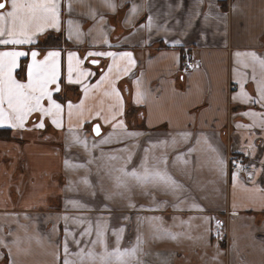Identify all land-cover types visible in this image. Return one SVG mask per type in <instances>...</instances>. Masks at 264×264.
<instances>
[{
  "label": "crops",
  "instance_id": "crops-1",
  "mask_svg": "<svg viewBox=\"0 0 264 264\" xmlns=\"http://www.w3.org/2000/svg\"><path fill=\"white\" fill-rule=\"evenodd\" d=\"M60 3L58 29L46 28L31 45H0L29 52L14 73L21 81L31 51L38 59L59 51L53 98L64 105L59 128L51 117L35 127L36 114L24 128L0 126L13 137L0 138V264H63L65 243L75 261V253L93 249L98 231L108 251L118 237L121 251L139 237L143 264L192 256L200 264H264V107L242 98L259 99L257 82L251 59L235 55L264 58V0ZM47 31L67 44L41 48L37 40ZM185 45L195 62L182 73ZM89 52H131L135 63ZM69 53L93 73L82 83H68ZM255 71L260 80L258 65ZM234 152L248 154L250 171L229 169ZM145 159L150 168H166L178 187L142 185L119 171L142 172ZM93 250L99 260L104 244Z\"/></svg>",
  "mask_w": 264,
  "mask_h": 264
},
{
  "label": "snow or ice",
  "instance_id": "snow-or-ice-1",
  "mask_svg": "<svg viewBox=\"0 0 264 264\" xmlns=\"http://www.w3.org/2000/svg\"><path fill=\"white\" fill-rule=\"evenodd\" d=\"M70 7V5H69ZM60 0H0V45L18 46L31 45L36 42V37L45 31L46 28H57L60 23ZM152 26V18L148 17L149 29ZM178 43V41H177ZM29 52L19 50L0 51V126L9 125L13 128H24L29 117L33 114L37 115V128H44L43 117H51L52 123L57 127H61L64 114V105L58 103L53 98V93L60 91L61 84V63L59 51H49L43 59H38L40 53L31 51V63L26 68V80L21 81L14 75L16 69L20 66L19 59L28 56ZM89 56H110L115 61L117 57L128 58L129 63L134 64L131 52H89ZM237 57H249L252 61L253 75L252 79L257 82V93L259 99H253L246 92H242V98L253 103L261 104L264 107V58L257 56L256 53H236ZM76 54H68V83H82L81 78H87L93 75L81 69L82 61L79 59L73 62ZM92 64H98L97 60H92ZM258 65L261 70V79L257 80L255 66ZM248 65L246 64L245 67ZM108 71H112L110 65ZM105 80V76H101L100 82ZM243 87V85H241ZM88 86L84 85V91L87 92ZM115 91V90H114ZM118 95V93H117ZM137 102L144 99L143 93H137ZM234 99H236L234 97ZM82 103V102H81ZM73 104L68 102V118L71 120L73 115ZM77 108L80 106L77 105ZM248 115L257 116L256 113H246ZM264 124V121H261ZM121 125L122 121L119 122ZM71 131V129H70ZM92 131L99 136L100 125H95ZM130 135H135L130 134ZM181 136L187 138L191 134L184 132ZM108 139L103 140L107 143ZM76 142L84 143L76 138ZM199 143V141H197ZM175 143V140H173ZM214 151V149H213ZM112 157L111 159H115ZM160 163L167 164L166 158H162ZM223 165V161H218ZM142 172H127L119 169L124 177H131L142 185L151 184L153 187L163 188L165 190H175L178 187L177 182L168 174L167 169H160L158 166L147 165V159L141 165ZM119 180V178H118ZM119 186V185H118ZM126 186V184H125ZM264 191V190H261ZM158 230V229H157ZM123 231V229H121ZM87 234V233H86ZM103 236L102 231L97 232L98 239L92 241L93 249L97 243L104 244L105 252L99 256L93 249L85 252L81 249L75 253L77 260L68 259L69 250L67 243L64 246L65 258L63 264H143L142 260L137 258V252L140 250V239L137 237L136 245L131 248H125L121 251L119 246V237L116 241V247L112 251H108L107 244L100 239Z\"/></svg>",
  "mask_w": 264,
  "mask_h": 264
},
{
  "label": "built area",
  "instance_id": "built-area-1",
  "mask_svg": "<svg viewBox=\"0 0 264 264\" xmlns=\"http://www.w3.org/2000/svg\"><path fill=\"white\" fill-rule=\"evenodd\" d=\"M191 46L185 45L183 47V57L180 64V71L186 72L194 65V58L191 54ZM230 89H235L234 84H229ZM229 169L237 172L250 171L251 162L248 154L245 152H234L228 155Z\"/></svg>",
  "mask_w": 264,
  "mask_h": 264
},
{
  "label": "trees",
  "instance_id": "trees-1",
  "mask_svg": "<svg viewBox=\"0 0 264 264\" xmlns=\"http://www.w3.org/2000/svg\"><path fill=\"white\" fill-rule=\"evenodd\" d=\"M42 39L37 40V44L41 48H46L49 46H58L62 44H67V41L59 33H54L53 31H47L41 37ZM0 138L1 139H11L13 138L10 131L5 128H0Z\"/></svg>",
  "mask_w": 264,
  "mask_h": 264
},
{
  "label": "rangeland",
  "instance_id": "rangeland-1",
  "mask_svg": "<svg viewBox=\"0 0 264 264\" xmlns=\"http://www.w3.org/2000/svg\"><path fill=\"white\" fill-rule=\"evenodd\" d=\"M217 237H218V240L219 238H221V235L220 234H217ZM196 256H192V260H191V257L187 258V262L184 263V257H178L176 260H175V264H200L199 261H196L194 260Z\"/></svg>",
  "mask_w": 264,
  "mask_h": 264
},
{
  "label": "water",
  "instance_id": "water-1",
  "mask_svg": "<svg viewBox=\"0 0 264 264\" xmlns=\"http://www.w3.org/2000/svg\"><path fill=\"white\" fill-rule=\"evenodd\" d=\"M91 61H92V60H91ZM91 61H90V62H91ZM95 125H98V124L95 123L94 125H92L91 129H93V127H94ZM92 132H93V131H92ZM93 134L96 135L94 132H93Z\"/></svg>",
  "mask_w": 264,
  "mask_h": 264
}]
</instances>
